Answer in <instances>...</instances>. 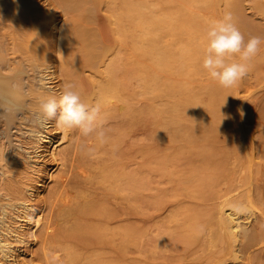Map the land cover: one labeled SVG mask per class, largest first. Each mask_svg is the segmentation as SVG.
<instances>
[{
    "label": "rangeland",
    "instance_id": "374dc122",
    "mask_svg": "<svg viewBox=\"0 0 264 264\" xmlns=\"http://www.w3.org/2000/svg\"><path fill=\"white\" fill-rule=\"evenodd\" d=\"M68 1L76 6L73 16L85 23L89 0ZM42 2L49 5L48 27L40 35L48 44L54 41V47L46 51L41 67L51 78L57 101L65 86L72 84L82 102L101 105L107 143L101 145L95 135L84 138L75 130L63 131L55 118L47 121V128L41 127L52 142H42L36 152L30 147V153L24 151L33 163L9 174L4 192L9 188L10 196L0 191V203L8 211L1 232H8L11 242L8 256L0 250V264H48L51 255L59 256L57 264H219L229 258L230 249L216 223V175L224 147L216 140L225 130L243 129L231 140L239 147L230 145L236 151L224 167L236 164V178L256 173L251 160L260 162L258 153L252 155L246 149L251 141H261L264 113L259 105L249 103V95L260 97L264 87L258 82L252 89L247 82L250 69L264 62V46L256 56L260 62H250L247 76L240 80L246 89L241 90L244 102L236 116L227 100H213L198 87V49L204 51L207 46V37L198 39V35L207 34L210 24L219 19L218 0L207 4L198 0L96 1L95 6H104L118 24L111 36L115 47L116 31L120 33L119 47L125 51L118 63L111 45L80 32L83 24L65 40L62 32L73 24L65 22L64 6L60 0ZM221 2L231 12L234 0ZM251 5L264 18V0H245L246 14L231 12L244 38L253 36V21H261L251 16ZM117 64L131 69L117 72ZM202 72L208 77L203 67ZM86 81L90 91L84 90ZM117 102L124 104L122 111ZM89 148L94 149L91 154ZM74 165L81 166L72 177L77 184L73 183L74 191L65 203L60 191ZM105 172L134 174L141 186L131 193L124 185H112L111 179L102 181ZM247 187L242 185L236 193ZM83 202L92 203L93 210L79 219L73 211ZM247 208L249 218L243 216L244 222L255 223V214L264 218L261 204L250 203ZM53 220L57 227L50 236ZM77 221L95 230L83 239L72 236L68 229ZM131 224L133 238L122 240L120 229ZM97 232L102 235L98 237ZM242 256L239 264H264V242Z\"/></svg>",
    "mask_w": 264,
    "mask_h": 264
},
{
    "label": "bare ground",
    "instance_id": "6f19581e",
    "mask_svg": "<svg viewBox=\"0 0 264 264\" xmlns=\"http://www.w3.org/2000/svg\"><path fill=\"white\" fill-rule=\"evenodd\" d=\"M96 1L98 0H89L87 2L90 16L89 18L87 17L88 20L85 23H81L82 20L74 17L72 14L76 6L71 5L68 0H60L66 10L65 22L67 24L69 22L73 24L63 30L62 37L65 40L68 39L71 33L80 31L79 25L83 24L84 30L81 29L82 31L80 32L84 35H94L108 46L112 44L111 36L115 30H117L118 24L111 21L109 15L106 13L107 9H105L104 6L98 8L95 6L94 3ZM133 1L134 0H126V3L132 4ZM186 1L187 3H191L193 0ZM209 1L210 0H198V3L202 2L207 4ZM223 1L227 2L228 0ZM218 2L219 8L216 13L220 19L227 13V10L222 7L226 5L224 2H221V0H218ZM48 7L49 5L42 2V0H0V191L1 195L5 197L7 195L10 196L11 192L9 188L7 193L4 192L7 188L5 182L9 174L15 172V170H21L27 166H31L33 163L25 156V152L30 153L31 151L28 150L29 147L33 148L34 152H36L37 149L41 147L42 142L51 141V136L45 134L41 130V127L47 128L49 125H47L48 122L42 123L39 108V102L41 100L51 97L57 98L56 90L51 84V78L40 64L46 51H50L54 47V41L48 44L46 43V38L43 39L40 35V32H44L48 27L47 21L45 20V18H48L46 15ZM251 8V16L255 19L260 17V13L256 11L252 5ZM128 9L132 10V6ZM235 11L238 15H241V13L246 14L245 0H234V6L231 12ZM260 18L261 21L258 23L253 21V27L255 29L252 35L264 38V18ZM116 35V43L118 44H116L115 47L111 45L110 48H113L112 51L115 52L117 56L115 58L116 63H118L117 59L122 57L121 54L123 52L125 53V51L122 45L119 47L120 33L116 31ZM205 36L206 34H200L198 35V39H202ZM249 38L250 37L246 36L245 41ZM57 50L59 49L57 48ZM203 56L204 51L198 49V87L200 92L206 89L211 94L213 100L220 98L227 100L228 105L232 107L233 112L238 116L239 113H241L244 102V95L241 93V90L246 89L244 88L245 86H243V81H239L234 87L223 88L216 81L210 79L209 76L204 77L203 75L205 73L202 72ZM256 61L260 62L256 57L251 62L254 63ZM122 65L123 64H117V72L129 71L131 69L127 65ZM263 69V61H261L256 70H254V67L250 69V78L247 82L250 88L253 89L258 82H260V84L263 83L264 87ZM86 82L83 85L84 90L90 91V84ZM117 84L118 83L115 85ZM253 96L254 95H249L250 99H252L249 103H253L256 106L259 105L264 113V92L260 97L253 98ZM116 107L118 111H122L121 108L124 107V104L117 102ZM252 110L254 111V109ZM241 132H243V129L225 130L223 136L216 140L224 146L219 153L223 161L220 160L218 174L216 175L218 185L217 198L219 200L217 203L219 216L216 223L222 235V239H220L229 247L231 253L229 258L226 257L225 259H221L219 264H225L228 260H232L233 264H239L241 263L240 261L243 260V253L254 249L255 246L264 242V218L261 216L258 217L255 214L254 218L257 220L255 223H249V221L244 222L249 218L248 212L250 211L247 207H249L250 203L261 204L264 209V138L262 139V137H264V131L261 133V141L257 144L251 141V143L248 144L250 146L246 149L252 155L253 153H258V157L260 158V162L258 163H253V160H251L253 172L256 167V173L252 175V177L245 176L243 178H236L235 175L237 171L234 170V168L237 167L236 164L231 167H229V165L224 167L225 162L228 161L236 151L235 146L237 148L239 147L238 144L231 142V140L241 135ZM27 144L30 145L27 146ZM234 162L235 161L230 162V165ZM80 167L81 166L76 165L71 167V175L63 179V183L66 182V187L60 191V198H62L65 203L70 200V195L74 191L75 185L72 186L73 183L77 184V181L73 180L72 177L76 172L79 173ZM82 171L84 170L81 169V174ZM100 177L102 181L111 179L112 185H124L131 193H135L141 186L139 178L134 174L122 172L112 174L111 172H105ZM242 185H248L247 189L236 193ZM22 204L25 205V200H23ZM5 207L6 204L0 203L3 214H0V250L4 257L8 256V253L11 251L9 247L11 242L8 240L9 233L4 231L2 234L1 232L2 227L6 225L8 215V211ZM92 210V203L83 202L77 205L73 213L74 216H77L79 219H84L85 214ZM243 216L247 218L245 217V219H243ZM38 223L39 220H36L35 224L37 225ZM56 227L57 222L53 220L48 230L50 236L54 235L53 231ZM90 230L95 229L84 224L82 221H77L68 229V232L72 236L83 239ZM119 233L122 240H131L134 235L133 225L131 224L130 226L121 228ZM96 234L100 237L102 232H97ZM220 239L219 243L221 241ZM71 258L75 259L76 256L71 255ZM261 259L262 258L259 260ZM47 260L48 264H57L60 258L57 255H51Z\"/></svg>",
    "mask_w": 264,
    "mask_h": 264
},
{
    "label": "clouds",
    "instance_id": "9594fccd",
    "mask_svg": "<svg viewBox=\"0 0 264 264\" xmlns=\"http://www.w3.org/2000/svg\"><path fill=\"white\" fill-rule=\"evenodd\" d=\"M207 46L202 62L210 79L223 88L234 87L249 71L250 62L259 54L264 38L250 37L245 41L238 29L233 14L227 12L222 18L213 21L207 31ZM73 85L65 86L59 100L55 97L40 102L42 123L56 119V125L62 130H75L80 137L95 138L101 145L107 143L99 103L89 105L82 102ZM59 111V115L57 112ZM227 118V117H223ZM91 154L94 149H88Z\"/></svg>",
    "mask_w": 264,
    "mask_h": 264
}]
</instances>
